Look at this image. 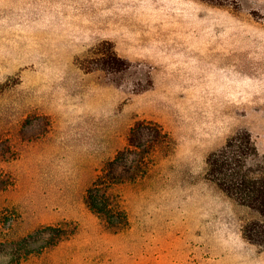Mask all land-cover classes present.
Segmentation results:
<instances>
[{
    "label": "rangeland",
    "instance_id": "1",
    "mask_svg": "<svg viewBox=\"0 0 264 264\" xmlns=\"http://www.w3.org/2000/svg\"><path fill=\"white\" fill-rule=\"evenodd\" d=\"M138 123L169 144L114 188V233L84 193ZM238 134L264 175V0H0V264H264L242 237L260 215L206 178ZM42 226L66 238L15 263Z\"/></svg>",
    "mask_w": 264,
    "mask_h": 264
},
{
    "label": "trees",
    "instance_id": "2",
    "mask_svg": "<svg viewBox=\"0 0 264 264\" xmlns=\"http://www.w3.org/2000/svg\"><path fill=\"white\" fill-rule=\"evenodd\" d=\"M97 52L100 69L116 72L123 68L122 60L112 49ZM127 142L126 148L102 164L84 193L85 206L114 233L128 226L127 214L114 188L143 176L150 163L145 156L155 153L163 144L168 145L169 138L159 126L138 123L130 128ZM129 155L132 157L128 163ZM257 156L250 136L238 134L207 157L206 178L227 197L260 215L259 222L242 228V237L249 243L264 246V175L257 176L250 169L245 170L247 160ZM65 238L66 234L60 227L42 226L35 229L13 243L19 245L14 256L15 263L29 254L53 247Z\"/></svg>",
    "mask_w": 264,
    "mask_h": 264
}]
</instances>
